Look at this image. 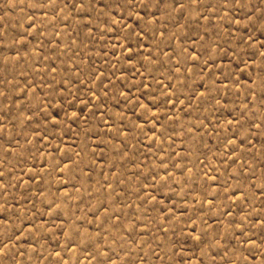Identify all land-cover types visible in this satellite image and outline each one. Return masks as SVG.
Masks as SVG:
<instances>
[{
	"label": "rangeland",
	"instance_id": "374dc122",
	"mask_svg": "<svg viewBox=\"0 0 264 264\" xmlns=\"http://www.w3.org/2000/svg\"><path fill=\"white\" fill-rule=\"evenodd\" d=\"M0 264H264V0H0Z\"/></svg>",
	"mask_w": 264,
	"mask_h": 264
}]
</instances>
